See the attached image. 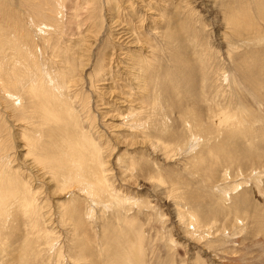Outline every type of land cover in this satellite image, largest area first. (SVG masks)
I'll return each mask as SVG.
<instances>
[{
  "label": "rangeland",
  "instance_id": "obj_1",
  "mask_svg": "<svg viewBox=\"0 0 264 264\" xmlns=\"http://www.w3.org/2000/svg\"><path fill=\"white\" fill-rule=\"evenodd\" d=\"M23 1L0 0V44L12 8L29 29ZM93 1L65 0L64 36L46 25L32 36L38 55L43 36L56 42L50 55L76 51L85 101L74 98L71 112L98 143L107 190L84 197L63 227L70 191L26 167L24 126L0 103V141L18 150L36 213L32 224L14 208L7 234L0 225V264H264V0ZM132 65L148 91L136 90ZM135 110L142 128L129 127Z\"/></svg>",
  "mask_w": 264,
  "mask_h": 264
},
{
  "label": "bare ground",
  "instance_id": "obj_2",
  "mask_svg": "<svg viewBox=\"0 0 264 264\" xmlns=\"http://www.w3.org/2000/svg\"><path fill=\"white\" fill-rule=\"evenodd\" d=\"M60 1L26 0L25 2L30 7V9L28 8L30 10L28 30H25L26 27L21 24L22 21L17 17L21 12L13 14L11 11L13 8L11 7V15L6 17L10 20L9 28L7 27L9 31L6 37H2L3 43L0 44V48H3L4 51L3 53L0 49V54L4 55V57L0 58V103H2L3 110L9 113L8 116L14 123H22L21 125L24 126L22 127L23 129L19 128L22 140H24L21 145L26 150L25 155L27 157H24L29 158L23 162L27 165L26 167L31 168L38 178L47 181L50 186L54 185V181L57 183L63 182L62 184L70 191L68 196H72V203L69 205H66V203L59 204L61 217L58 222L65 227L67 224H71V226L76 224L75 219L79 209L82 207L84 197L98 198L100 192L107 190L104 182L107 178L103 173L98 174L94 162L95 152L99 150L98 143L94 139H89L85 132L78 130L81 122L73 114L74 111L71 112V102L74 98L78 100L81 98V102L85 101L78 88L79 84L73 77L76 75L75 71L78 67L76 51H72L73 45L71 46L72 49L60 47L56 52V57H58L64 55L63 53L66 51L65 55L67 58L63 61L62 67H56L52 63L54 62L52 59L54 60L56 57L47 52L50 48L53 49V45L56 43L52 42L50 36L40 37L39 43L46 46H42L43 53L41 55L36 53L37 39L32 35L38 29H44L43 25L54 28L52 36L55 38L58 35L64 36L67 34L63 30L64 22L61 18V13L65 14L63 12L65 0H62L63 4ZM86 3L88 8L94 1L86 0ZM23 9L24 7L22 11H24ZM6 12L9 14L8 11ZM77 21L75 22L76 24ZM2 28L4 26L1 24L0 19V29ZM6 31H0V33L3 34ZM40 35H44V32H41ZM25 36L34 43L27 41ZM55 49L56 44L54 45V52ZM132 66L136 70V73H134L136 90L143 88L144 91H148L145 88L144 77L140 76L142 70L138 71V68L142 66ZM104 77L105 75H102V78L98 79L97 82L102 81ZM92 81L94 82V80ZM73 85L74 87L76 86V91L71 95L70 87ZM135 102L136 99L134 100ZM137 111L127 112V114H130L127 117H132L131 121H133L131 126L128 124L129 127H143L141 116L143 111ZM53 121L56 124L52 125ZM127 122L129 123V121ZM56 130H59V132H55ZM51 132L58 134L52 136ZM159 146V144L153 145L155 150L160 149ZM14 148L13 145H10L4 139L0 141V225L6 227L5 234L10 230L11 212L14 208H19L22 211L21 216L30 220L32 224H35L32 220L36 218V213L33 211L35 204L26 194L23 186V184L29 182L30 178L24 180L22 184L20 183L19 171L13 164L19 160V156L16 153L18 150L13 151ZM50 193L57 195L60 192L51 190ZM116 201L119 200L116 199Z\"/></svg>",
  "mask_w": 264,
  "mask_h": 264
}]
</instances>
